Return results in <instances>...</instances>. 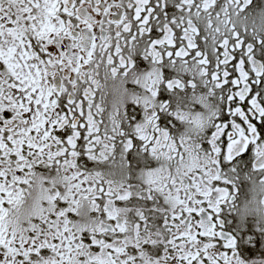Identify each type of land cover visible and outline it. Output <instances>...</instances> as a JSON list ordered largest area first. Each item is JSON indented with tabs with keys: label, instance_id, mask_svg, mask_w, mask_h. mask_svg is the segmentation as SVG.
<instances>
[{
	"label": "snow or ice",
	"instance_id": "1",
	"mask_svg": "<svg viewBox=\"0 0 264 264\" xmlns=\"http://www.w3.org/2000/svg\"><path fill=\"white\" fill-rule=\"evenodd\" d=\"M0 264H264V0H0Z\"/></svg>",
	"mask_w": 264,
	"mask_h": 264
}]
</instances>
